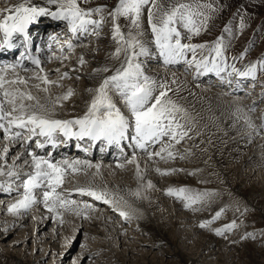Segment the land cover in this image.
Wrapping results in <instances>:
<instances>
[{"label":"snow or ice","instance_id":"1","mask_svg":"<svg viewBox=\"0 0 264 264\" xmlns=\"http://www.w3.org/2000/svg\"><path fill=\"white\" fill-rule=\"evenodd\" d=\"M90 2L91 0H45L46 5L56 6V10L53 11L47 6L33 3V0H22L12 8L0 9V33H3L0 50L15 47L12 43L14 35L24 39L29 38V26L35 24L41 17H51L53 20L66 22L71 39L62 43H66L67 48L73 51L78 46L73 40L80 41V46L86 47L83 40L88 37L99 39L104 24L110 21L111 38L116 45L111 58L120 60L119 66L114 70L107 66L97 69L98 73L111 71L112 74L102 76L101 82L95 89H88L93 95L85 113L72 119L55 118L53 115L57 107H63L62 101L74 95L72 89L57 96L55 101L48 99L46 103H41L30 92L13 87L28 83V79L20 77L16 72L17 67L22 65L5 64L0 67V129L7 134L9 142L23 146L34 140L36 149H44L48 145L57 147L71 139L83 141L87 138L92 142H104L108 146L117 147H121L125 140H130L133 142L130 146L142 150L149 161L153 157L175 159L176 153L172 150L174 144H179L185 137L191 138L189 137L191 129L187 126L189 114L168 95L169 92L175 94L178 89L174 91L167 83L152 79L144 73L140 58L149 54V49L142 39L144 36L142 16L146 8H148L147 22L154 46L158 50V55L163 57L165 64L185 61L190 67L194 66L198 74L214 72L217 76L226 73L255 78L258 69L264 70V60L250 64L243 71L235 64L229 65L222 36L211 44L182 42L191 41L192 36H198L206 29L209 17L205 15L204 10L211 9V4H201L199 0H187V2L185 0H117L111 9L107 5L94 8L81 7V4ZM5 12L7 15H4ZM96 15L99 16L98 19L93 18ZM122 17L128 21L127 31L119 23ZM185 29L187 32L184 31ZM52 39L60 43L58 37L53 36ZM188 53L192 54L191 59H188ZM121 56H123L122 60ZM235 59L236 57H233V60ZM32 63L39 68V72L30 79L39 80L44 85L58 83L50 80L47 73L40 74L44 70L39 67L41 64L39 58H32ZM78 63L81 66L86 63L83 55L79 57ZM229 68L231 72L228 71ZM65 78H70L68 72L62 74L61 79ZM35 87L40 88V84ZM42 90L47 93L49 88L44 87ZM114 97L120 98L124 108L127 109V115L117 106ZM24 100L35 102L25 104ZM156 145L160 146L159 150L153 151ZM0 151L7 154L8 149L4 148ZM16 160H21L29 170L22 173L16 170L15 163L0 164V178H4L0 181V190L20 193L15 203L7 205V212L20 215L29 211L35 204L41 202L35 195V190L41 189L42 203L50 213L60 217V209H64L77 215H85L87 218L86 213L93 206L89 203L81 205L75 200L67 199L66 196L71 195V192H66L62 186L66 175L92 167L99 170V164L92 165L87 160L70 162L67 159L54 162L50 156L38 155L30 149L25 150L24 158L17 156ZM126 164H134L137 178L143 179L142 169L135 153L126 160ZM80 165L83 168L78 167ZM156 171L161 175H171L178 170L162 171L157 168ZM16 181L19 183L13 188V182ZM142 187L131 192V195L144 198ZM147 187H153L151 182H148ZM74 191L105 204L118 205L121 201L127 203L123 196L106 187H77ZM166 194L184 202L186 208L203 203L211 195L208 192H194L186 187H169ZM222 214L223 209L217 211L212 219L201 222L199 227H208ZM120 215L129 218L127 212L121 211ZM236 227L237 224L233 221L213 231L216 235H224Z\"/></svg>","mask_w":264,"mask_h":264},{"label":"bare ground","instance_id":"2","mask_svg":"<svg viewBox=\"0 0 264 264\" xmlns=\"http://www.w3.org/2000/svg\"><path fill=\"white\" fill-rule=\"evenodd\" d=\"M19 2H22V0H0V9L12 8L15 5H17ZM33 3H39L41 4V6H47L51 8L53 11L56 10V6L46 5L45 0H33ZM4 15H7V13L5 12ZM37 22H38V26L33 27L29 31L30 36L33 38V42L36 47L37 46L44 47L49 43L48 37L52 34L51 32L54 31L53 29H56L55 31H63L64 36L66 37L65 38L66 40L71 39V33L67 29L66 22L56 21V20H53L51 17H41L39 18ZM104 26L107 27L106 24H104ZM146 28L147 29L146 31H144L143 40L145 41L146 46L149 49V54L140 58L141 61L143 62L144 73L148 75L149 77H151L152 79L167 83L169 87L172 88L174 91L178 89V91H175V94H173V92H169L168 95L173 100H175L179 105H181L184 109L187 110L189 114L188 115L189 122L187 126L191 129L190 131H192V134L194 133V135L199 130V135L196 136L195 143L201 140L199 143H197V146L200 144H203V147H204L202 152L203 151L205 152V163L206 164L204 163L201 168L200 167L198 168V166L196 165L197 163L201 161V158H200L201 156L199 157L197 155L198 152L196 153L197 150L195 147L192 148V151L194 154L190 153L191 149L189 147L190 151H187L185 154L182 155L183 158L181 159V162L187 161V159L192 162V160L196 158L195 162L193 161L192 164L194 166L195 165L197 166L198 168V169L196 168L197 170L203 169L204 171H207L210 169L208 173H213V177H212L213 180L223 181L225 178V180L228 179L229 181L237 182L236 179L238 177H236L235 175L237 176L240 175L242 179H239V180L243 181V185L248 184L249 182H252V178L254 174L252 175L250 172L251 171L258 172L260 170H264V141L263 140L255 141L257 137L256 135H259L260 137L264 136V81H262L264 80V70L258 69L255 78L250 77V76L240 77L236 74L228 75L226 73L222 74L221 76H217L214 72H200L198 74L194 66L190 67L185 61H180L179 63H173V64H165L163 61V57H160L158 55V50L154 46L153 37H152L151 32L149 31L148 24ZM228 34L226 35L227 37L229 36ZM103 36L104 34L102 33L99 38L100 42H98L96 37H88L87 39H84L83 40L84 43H86L87 41H92V42L95 41L97 44H95L91 48L85 47V48L80 49L79 50L80 53L77 56L75 54V57H72L70 62H64L65 64L62 65L63 62L54 61V63H52L53 66L49 65L43 68L44 71L43 73H40V74L43 75L47 73L48 78L50 80L58 81L57 84L48 86V85H44L39 80L30 79V77H33L37 72H39L37 71V68H33L31 71H28V73H25V70L24 72L16 70V72L19 74L20 77L28 79V83L14 85L13 87H18L20 91L30 92L33 96L37 97L41 101V103H46L48 99L55 101L57 96H61L65 94L69 89H72L74 92V96H75L74 99L62 101L61 103L63 104V107H57L53 115L55 118H60V119H72L75 117L82 116L85 113L86 107L88 106V103L93 95L92 93L88 92V89L90 88L95 89L101 82L102 76H108L112 74L111 71L108 74L97 72L98 68L111 65V63L107 61V60L111 61V59H106V58L98 59L95 56L96 55V53L94 52L95 50L94 51L92 50L96 45H100L101 42H103ZM227 37H225L226 41H227ZM111 43L112 42H108L106 44L103 43L105 50L107 52H111V50H113L116 47V45L115 46L113 45L115 44L114 42L112 44ZM105 50L104 49L102 50L103 54H105ZM45 55H47L46 52H44L42 57L44 58ZM81 55L84 56V59L86 61L84 65H86L85 69H87V71L85 72H82L80 70V67H79L80 64L78 63L79 57ZM191 55H192L191 53H188V59H191ZM109 56L110 54L107 55V57ZM226 56L228 57L227 62L229 65L235 64V66L242 71L248 67V64L246 63L247 61L243 62L242 59L239 57H236V59L233 60V56H230L229 54H226ZM198 58H199V54H198ZM256 62L257 61H255V63ZM113 63H114L113 65L107 66V67L114 70L116 67L119 66L120 61L118 60L117 62H113ZM150 63L155 64V65L157 63H163L167 65L168 68L161 67V66H159L160 67L159 68L158 66H153L156 69H153V67H151V69L149 70V67L151 66ZM2 66L3 65H0V67ZM179 68L183 70V71H180L181 73L177 70ZM173 69L176 71H173ZM69 71H72L71 74H69V77L72 79L71 80L61 79L62 74L64 72L69 73ZM228 71L231 72V68H229ZM184 72H187V73L190 72L191 74L189 73L188 74L189 77H186L182 74ZM79 75H82L83 78L80 82H77V80H74V78ZM211 82H214L212 84L216 83L215 85L216 88H214L213 85L209 84ZM37 84H40V88L35 87V85ZM258 85L259 87H257ZM44 87L49 88V91L47 93H45L42 90ZM245 94L246 96L249 97L247 100H245L246 98L243 100L242 98L237 97V95L245 96ZM114 99L116 102V99H120V98L114 97ZM260 101H262L263 103L260 104L259 103ZM34 102L35 101H28V100L23 101V103L25 104H30ZM256 104L257 105L260 104V109L259 111L257 110L258 115L260 117L259 124L255 122V118L252 116L253 115L252 108ZM120 108H121V105H120ZM121 110L126 115L128 114L126 108H123ZM181 122L183 123L184 121L182 120ZM210 127H215V128L220 127L222 131H220L221 133H219L218 135V132H217L218 128L216 131L214 130V132L216 133L215 134L213 132L214 135H218L217 144H216L217 147L212 148L211 150L208 149L206 151L205 148L206 149L209 148L207 147L208 139L210 140L211 139L210 137H212V136H207V135H210L209 133H211V132H207L208 129L210 131ZM247 128L253 129L252 131L253 133L249 131L245 132ZM198 138L199 140L197 141ZM215 139L216 138H214V140ZM190 140L191 139H189V141ZM0 142H2L0 144V149H4V148L8 149L7 154H5L3 151H0V164L6 163L8 165H12L13 163H15L17 171H20L22 173L27 172L29 170L27 166H25L21 160H16L17 156H21L22 158H24L25 149L21 147L19 143L9 142L7 134H5L2 129H0ZM70 143L71 144L67 149L55 150L52 155L50 154L51 149L47 150L45 153V156H50L54 162L62 161L65 159H67L70 162L74 160H87L91 162L92 165L99 164L100 168L99 170H97L95 167L87 168L81 172L66 175L65 183H64V186L62 187L64 190H66V192H71V195L66 196L67 199L75 200L77 201L78 204H81V205L83 203L90 204L88 200H90L91 204L93 205H99L103 203L101 201L94 200L93 197L80 195L78 192L74 191L77 187H93V188H105L106 187L110 191H113L116 194H118L119 196L123 195L127 203H124L123 201H121L118 205L117 204H111V205H116V206H119L121 209L125 208L129 212H132L133 214L135 213L136 214L135 218L138 219V220L137 219L135 220L136 222L137 221L139 222V215L141 213H145L146 214L145 220L148 219L149 222L151 223V226L145 231H147V233L154 234V236L156 237L163 238V240L166 243H168L170 246H174L176 249H178L177 254L179 253L181 254L182 245L185 242V240L187 243L192 242L193 238L199 233V230L196 227V223L194 225H191L189 223L190 222L189 220H191L189 217L184 216L183 219L177 218L176 214L177 212L180 211V208L179 206L175 205V201L172 199H176V200H179V199L172 197V196H168L167 194L163 195V192L166 188L168 189L169 187H172L175 185L176 186H181L184 184L190 185V183L186 182L185 180L178 181L177 178H173L172 181L170 182L169 181L165 182L162 179V177H165V175H161L159 172L156 171L157 168L161 169L162 171H167L162 168L166 166V164L168 165L170 164L169 170L176 169V167L178 166L177 160L174 161V159H161L160 157L159 158L153 157V159L149 161L146 154H143V153L138 154L137 158L140 163V168L142 169L141 175L143 177V179H138L136 176V166L134 164H126V160L131 158V156L134 153V148L130 146L131 144H127L126 141L123 142L121 147H116V148L111 147L109 151H107L106 149L100 151L98 146L95 149H93L91 147L89 148L86 147L85 144H81L80 146H84L88 149L89 154H86V155H84V153H82L81 151H78L75 149V146H76L75 141H71ZM125 145H129V146H125ZM177 145L174 144V148L172 149L174 152L176 150L175 148L177 147ZM70 148L72 149L70 150ZM158 150L159 149L155 151H158ZM14 153L15 155H13ZM39 153L38 155H40ZM155 160H159V162H161L162 163L161 165L163 166H160L159 165L160 163L159 164H156V162L154 163ZM189 162L187 161L186 163H189ZM233 163H236V164L239 163L240 164L239 167L241 170L239 171V175H238L237 169L234 168L233 169L234 172L229 171V173H232V175L234 176L229 177L227 176L228 173L225 174L228 171L226 172L224 171L226 170V165L228 168V165H231ZM122 164L124 165V167H119V165H122ZM78 167L83 168L82 165ZM222 167L224 171L220 169ZM219 170L223 171V173L220 174ZM246 171H249V173L247 174ZM257 176H259V174H257ZM3 179L4 178H0V181H2ZM148 182H151L153 187L148 188L147 187ZM18 183L19 181L13 182V188H15ZM166 183L168 185H165ZM238 185L241 188L242 183ZM141 187H142V194L144 198L141 199V198H137L131 195V192H134L137 188H141ZM59 190L60 189H58V191ZM0 192L3 193L4 190H1ZM248 193H249L248 194L249 197L255 200L259 205V206L257 205L258 207H255V209L259 210L260 214L264 216V202H262L261 200L258 201V199L261 198L259 190H257L255 187H252V189ZM35 194H37L36 195L37 200L41 201L35 205H38L39 208H42L48 211L47 209H45L42 203V190L41 189H39L38 191L35 190ZM229 194L231 195V193L227 192V195ZM4 195L7 198H4V202L2 206L4 209L3 208L0 209V212L2 213H5V211L3 210L6 209L7 205H9L11 201H14L15 203L16 200L19 199L20 193L17 191H13L11 193H5ZM10 195L14 197L11 196L12 198H8L10 197ZM219 195L215 198H219ZM161 198L165 199V201L167 202V205L162 203ZM194 206L196 208L197 204ZM200 206H201V203L199 204L198 207ZM46 211H43L44 213L43 212L40 213L42 214V217L45 219L44 222H46L47 220L49 221L52 220L59 226L61 224H67V226L73 224L74 228L76 229L78 228L80 229V227L81 228L84 227V225L87 223V222L83 223V218H85V215H77L75 213L65 211L64 209H60L61 216L57 218L58 219L57 221L56 219L48 216ZM101 211H97V210L95 211L93 209H90L89 211H87L86 216L89 219V222L87 224L89 225V223H91V226H89L90 231L93 230L94 232H97L101 236L106 233H107V236H111V235H108L109 234L108 232H111V234L114 233L116 234V236L121 237L122 236L121 231H122L124 224L120 221V223L123 224L121 228V225L114 221L113 217L111 216L112 214L107 212L108 214L105 215L106 213L103 214L102 213L103 211L102 212ZM48 213L50 212L48 211ZM23 214H20V215L13 214L11 217L12 220L9 222V227L13 229L14 227H17L21 224L24 225L25 224L24 220L26 219L23 218L24 217L22 216ZM67 214H70V215H67ZM115 217L117 216H114V218ZM40 218H41V215H40ZM196 220H199V219H194L195 222ZM37 221H38V225L42 223V221L40 220H37ZM141 221L143 223H146L144 222L143 219H141L140 222ZM147 224H148V221H147ZM88 225H85V226H88ZM144 226H146V224H143V227ZM223 226L224 224L220 225L218 228H223ZM125 227H128V226H125ZM86 228L87 227H85V232L88 234V232L90 231H87L88 229L86 230ZM187 228L191 229L190 232L188 233L186 232L188 231ZM38 229H39V226H38ZM70 229L72 230V228ZM182 233L184 234L186 233L187 234L186 237L181 236L183 235ZM114 238L117 239V237H114ZM231 241L233 242L234 240H231ZM216 243H217L216 240H213V239L211 240V238L205 235V236H202L201 239L198 240L195 244L198 246L197 248L201 249L202 251H205V250L208 251V250H211V247L215 245ZM217 244H219V249H220V253L222 254V257H224L225 256L224 252H225V249L228 248V245L226 244L227 246L223 247L224 242L222 241L218 242ZM107 245L106 247H108ZM101 248L99 249V252ZM113 252L114 251H112V253ZM212 256L213 255L210 253L209 258H211ZM233 257L235 256L233 255L232 258ZM115 260L117 259L115 258ZM191 260L193 261L192 263L194 264H196L198 261L197 259H191ZM221 261H222V264H226L229 262L226 257L222 258ZM0 264H25V263L21 261H17L15 257H11L9 259L5 255L0 253Z\"/></svg>","mask_w":264,"mask_h":264},{"label":"rangeland","instance_id":"3","mask_svg":"<svg viewBox=\"0 0 264 264\" xmlns=\"http://www.w3.org/2000/svg\"><path fill=\"white\" fill-rule=\"evenodd\" d=\"M116 3H117V0H91V2L88 4H81V7L94 8L100 5H107V7L111 9ZM199 3L212 5L211 9L204 10L205 15L209 17L206 23V29L202 30L200 35L192 36L191 41L183 40L182 42H185V43L187 42H191V43L207 42L211 44V43H214L219 37L222 36L224 37V45H225L226 52H227V53L225 52L226 54H229L230 56H233V57H239L242 59L243 62L247 61L246 63L248 64V66L252 64V62L255 63V61H258V60H264V0H199ZM147 11H148V8L145 9V13L142 16V29L144 28L143 31H146L147 29L146 28L148 24ZM94 18L98 19L99 16L96 15L94 16ZM119 23L124 27L125 31L128 30L127 29L128 21L125 18L122 17ZM105 24L107 25V27H111L110 21L106 22ZM53 32H55V30ZM185 32H187V30ZM102 33L104 34L103 42H101L100 45H96L92 49L93 51L95 50L94 52L96 53V55L94 53L93 54L98 59L106 58V59H111V61L113 62H117L118 60L111 58V54L114 52L115 48L111 50V52H107L104 47V44L108 42L113 43L110 30H107V28L103 27ZM227 34L229 35L228 37L230 38L226 36ZM225 37H227V41L225 40ZM97 40L98 42H100L99 39ZM95 44H97L95 41L94 42L87 41L86 43H84V45H86V47H89V48L93 47ZM113 45L115 46V44ZM99 46H101L102 48ZM82 48H85V47H79V49L73 53V55L71 56V59L72 57H75V54L77 56L80 53L79 50ZM103 49L105 50V54H103L102 52ZM108 54H110L109 57H107ZM71 59H66V61L64 62H70ZM122 59H123V56H121V60ZM107 61L110 62L111 65L114 64L110 60H107ZM64 62L62 63V65L65 64ZM111 65H107V66H111ZM150 65L151 66L149 67V70L153 66H158V67L161 66V67L168 68V66L163 63H157L156 65L150 63ZM50 66H53V65L51 64ZM85 66L86 65L79 66L82 72L87 71V69H85ZM44 67L45 66H43V68ZM153 69H156V68L153 67ZM16 70L24 72L25 68L17 67ZM177 70L179 72L183 71L180 68ZM28 71H31V69L30 70L27 69L25 73H28ZM37 71L39 70L37 69ZM173 71H176V70L173 69ZM71 72L72 71H69V74H71ZM108 73L109 72H106L105 74H108ZM189 73L190 72L188 73L184 72L182 74L186 77H189L188 76ZM77 77L74 78V80H77V82H80L83 78L82 75H79ZM65 79L71 80L72 78H65ZM212 83L214 82H211L209 84L213 85L214 88H216L215 86L216 83L215 84H212ZM257 87H259V85ZM74 97L75 96L73 95L70 99H74ZM237 97L242 98L243 100L245 98H246L245 100L249 98L248 96H246V94L245 96L237 95ZM259 103L262 104L263 102L260 101ZM260 104H258L259 106L256 104L252 108L253 113L251 112L253 114L252 116L255 118V122H257L258 124L260 123L259 122L260 117L258 115L257 110L259 111ZM214 130L215 131L217 130L218 135L219 133H221L220 131H222L220 127H216V128L210 127V131L209 129L207 130V132H211V133H209L210 135H207L208 133L206 135L212 136L210 137L212 140L208 139L207 147L209 148L207 149L205 148L206 151L208 149L211 150L212 148L217 147L216 144H217L218 135H214L215 133ZM247 131L252 132L253 129L247 128L245 132ZM189 135H190L189 137L191 138L187 137L185 138L186 140L184 139L185 141L182 140L178 145L176 144L177 145V147L175 148L176 158L174 159V161L177 160L178 166L177 167L175 166V167L178 171H176V173L175 172L172 173L171 174L172 176L165 175V177H162V179L165 182H168V181L170 182L172 181L173 178H177L178 181L185 180L186 182L190 183V185L184 184L181 186L175 185L176 187L175 186H172V187L173 188L186 187V188L191 189L194 192H208L211 195L208 196L204 200L203 203H201L200 207H198L199 204H197L196 208L193 205L194 207H192V210L191 208L184 207V202L176 200V199H172L175 201V205L179 206L180 208V211L178 210L179 212H177L176 214L177 218L183 219L184 216L189 217L191 219L189 220L190 221L189 223L191 225H194L196 223V227L199 230V233L193 238L192 242L187 243L185 240V242L182 245L181 254L180 253L177 254L178 249H176L174 246H170L168 243H166L163 240V238L156 237L154 236V234L147 233V231H145L151 226V223L149 222V220L148 219L145 220V217H146L145 213H141L139 215V222L138 221L136 222L135 221L137 219L135 218L136 214L134 213L135 214L134 215L132 212H129L125 208L121 209L119 206L105 204V203H101L99 205H93L91 204L90 200L88 201L93 206L92 207L93 210L101 211L102 209H104L105 211L102 210L103 212L102 211L101 212L103 214L106 213L105 215L108 214L107 212L112 214L111 216L113 217L114 221L120 224L121 228H122V225L124 224L122 231H121V235H122L121 237L116 236V234L114 233L111 234V232H108L109 233L108 235H111V236H107V233L101 236L97 232H94L93 230L90 231L89 226H91V223H89V225L87 224L89 222L88 218H83V223L87 222L85 225H88V226L84 225V227L82 228L80 227V229L74 228L73 224L71 225L68 224L69 226H67V224H61L59 226L52 220L50 221L47 220L46 222H44L45 219L42 217V214L40 213L46 210L39 208L38 205H34L27 212H22V214L23 213L25 214V215L24 214L22 215L24 216L23 218L26 219L24 220L25 224L24 225L21 224L12 229L11 227H9V222L12 220L11 217L13 214L7 212V207H6V209L3 210L5 211V213L0 212V253L5 255L9 259L11 257H15L17 261L24 262L25 264H194L192 263L193 261L191 259H197L198 261L197 263L195 262L196 264H222L221 259L224 257H226L227 260L229 261L226 264H264V216L260 214L259 210L255 209V207L259 206L258 203L252 198H250L248 195L249 194L248 192L252 189V187H255L260 192L261 198L258 199V201L261 200L262 202H264V170H260L258 172L251 171L250 173L252 175L254 174L252 178V182H249L248 184L243 185V181L239 180V179H242L241 176L239 175V171L241 170L239 167L240 164L233 163L231 165H228L229 169L227 168V165L225 164L226 170L224 171L223 167L220 169L223 170L224 172L228 171L225 174L228 173L227 176L229 177L234 176L232 175V173H229V171L234 172L233 169L234 168L237 169L238 175H239V176L235 175L236 177H238L236 179L237 182L229 181L228 179L227 181L225 180L224 176H223L224 180L222 178L223 181L213 180L212 179L213 173H208L210 169L207 171H204L203 169L197 170L199 167L201 168L203 164L205 163V152L204 151L202 152V150L204 149L203 144H200L197 146V143L201 141L199 140V138L197 139V141L198 140L199 141L195 143L196 141L195 138L196 136L199 135V130L197 131L195 135L194 133L192 134V131H190ZM256 136L257 137L255 141L256 140L264 141V136L262 137H260L259 135H256ZM214 138L216 139L214 140ZM189 139L191 140L189 141ZM1 143L2 142H0V144ZM189 147L191 151L189 150ZM194 147L197 150L196 153L198 152L197 155L199 157L201 156L200 157L201 161L196 164L198 168L196 165L195 167L192 164L193 161L195 162L196 158H194L192 162L187 159V161L188 162L190 161L191 163L190 162L186 163L187 161L181 162L182 158H180V157H183L182 155L185 154L187 151H190V153H193L192 148ZM202 154L204 157L202 156ZM13 155H15V153ZM155 162L156 164L160 163L159 165L163 166L161 165L162 163L159 162V160H155L154 163ZM162 168L164 170H169L170 164L169 165L166 164V166ZM221 170H219L220 174L223 173V171ZM246 173L248 174L249 171H246ZM257 174H259V176H257ZM240 183H242L241 188L238 185ZM165 185H168V184L166 183ZM166 190L167 188L164 190L163 195L166 194ZM227 192L231 193V195L230 194H229L230 196L227 195ZM218 195H219V198H215ZM11 196L12 195H10V197L8 198L14 197V196L12 197ZM120 196H123V195H120ZM4 198H7V197H5L4 193L0 192V209L3 208L2 206H3ZM161 201L163 204L167 205V202L165 201V199L161 198ZM12 203H14V201H11L10 204ZM221 209H223V214L221 215L219 219L215 220L213 223H211L206 228L199 227L201 222L212 219L215 216L216 212L220 211ZM121 211L129 213V218L126 219L124 216L120 215ZM46 212L48 216L58 221L57 219L58 216L56 214L48 213V211ZM40 215H41V218H40ZM67 215H70V214H67ZM114 216H117V217L114 218ZM34 217L37 219H35ZM141 219H143L144 222L146 223H143L142 221L140 222ZM194 219H199V220H196L195 222ZM37 220L42 221V223L44 224L41 223L38 225ZM120 221L123 224L120 223ZM147 221H148V224H147ZM233 221H235L236 224L238 225L232 231L226 232L224 236L216 235L214 233L213 230L218 228L220 225L224 224L225 226V224L227 225ZM143 224H146V226L143 227ZM38 226H39V229H38ZM125 226H128V227H125ZM68 227L72 228V230ZM85 227H87L86 228V230L88 229L87 231H90L88 232V234L85 232ZM187 230L188 231L186 232L188 233L190 232L191 229L187 228ZM182 234L183 235L181 236L183 237H186L187 235L186 233L185 234L182 233ZM205 235L211 238V240L212 239L216 240L217 243L220 241L224 242L223 247L228 245V248L226 247L227 249L224 248L225 249L224 257H222V254L220 253V249H219V244L217 243L211 247V250H208V251L206 250L202 251L201 249L197 248L198 246L195 243L198 240H200L202 236H205ZM114 237H117L118 240ZM231 240H234V241L232 242ZM106 245L108 247H106ZM100 248L101 250L99 252ZM112 251L114 252L112 253ZM210 253L213 255L211 258H209ZM233 255L235 257L232 258ZM115 258L117 260H115Z\"/></svg>","mask_w":264,"mask_h":264}]
</instances>
